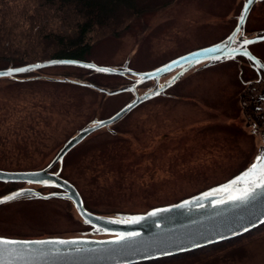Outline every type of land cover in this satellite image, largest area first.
I'll list each match as a JSON object with an SVG mask.
<instances>
[{"label":"rangeland","instance_id":"rangeland-1","mask_svg":"<svg viewBox=\"0 0 264 264\" xmlns=\"http://www.w3.org/2000/svg\"><path fill=\"white\" fill-rule=\"evenodd\" d=\"M243 4L244 0H150L142 20L129 21L125 33L98 38L87 60L113 67L129 62L136 71L157 68L232 33ZM246 30L250 36L264 30V0L252 8ZM251 48L264 58V41ZM243 60L192 69L165 95L144 101L112 124V131L96 130L71 149L61 165L62 176L77 187L86 207L105 216L145 212L222 183L248 167L264 140L243 107L247 82L256 78L254 68ZM40 70L61 80L86 73L72 65ZM90 79L108 89L135 81L134 76L106 73ZM152 83L139 84L140 94ZM74 84L20 85L0 78V125H36L41 133L34 142L12 137L0 145V168H43L79 129L110 117L134 99L131 91L108 95ZM18 185L0 181V196ZM87 226L69 199L25 198L0 205L1 236H80ZM230 248L223 254L235 264H264V229Z\"/></svg>","mask_w":264,"mask_h":264},{"label":"water","instance_id":"water-1","mask_svg":"<svg viewBox=\"0 0 264 264\" xmlns=\"http://www.w3.org/2000/svg\"><path fill=\"white\" fill-rule=\"evenodd\" d=\"M258 1L253 0L252 3H248L244 0L237 25L224 40L191 50L148 71H136L129 66V62L120 67H113L71 58L46 59L0 69V73L12 72L11 75L0 74V78L55 65H72L98 73L135 77L133 84L113 89L85 83L108 95L131 91L135 94L134 99L110 117L95 119L79 129L64 143L46 167L36 170L0 169L2 182H24L59 189L48 193L31 187L19 189L1 196L0 200H4L14 193H22L15 199L5 200L0 205L24 197L69 199L74 203L84 223L91 227L92 235L37 238L0 235V241L16 242L0 243V264H135L225 241L243 235L264 223V186L260 175L264 162L257 159L264 156V143L252 163L228 180L175 203L156 206L138 213H119L114 216L95 213L86 207L81 193L71 181L60 176V172L49 171L57 163L62 164L68 152L92 132L110 127L144 101L165 93L195 67L205 68L242 55L255 70H264V61L249 49V45L264 41V30L251 37H243L249 14ZM241 16L245 17L243 21L240 20ZM245 40L252 43L245 44ZM16 69H24V71L13 72ZM173 72L175 73L172 77L160 85L161 78ZM147 81H154L156 87L140 94L138 85ZM262 134L264 140V129ZM253 165H256V169L251 172ZM245 188L255 189L247 200H229L230 196L238 195ZM38 241L44 243H36Z\"/></svg>","mask_w":264,"mask_h":264},{"label":"trees","instance_id":"trees-1","mask_svg":"<svg viewBox=\"0 0 264 264\" xmlns=\"http://www.w3.org/2000/svg\"><path fill=\"white\" fill-rule=\"evenodd\" d=\"M149 1L0 0V69L54 58L87 60L91 55V47L98 38L125 33L129 21L142 20L150 9ZM83 69L86 73L76 77V80L68 79V76L61 80L44 74L40 69L29 72L30 75L27 76L19 74L3 78L20 85L54 81L63 84L72 82L85 87H90L85 83L99 85L90 79L98 72ZM1 113L0 121L3 122ZM35 126L18 128L0 125V145L10 142L12 137L21 143L34 142L35 137L41 135ZM86 229V234L90 233L91 227L87 226ZM263 229L264 223L225 241L135 264H235L227 255L224 256L225 249L245 243Z\"/></svg>","mask_w":264,"mask_h":264},{"label":"flooded vegetation","instance_id":"flooded-vegetation-1","mask_svg":"<svg viewBox=\"0 0 264 264\" xmlns=\"http://www.w3.org/2000/svg\"><path fill=\"white\" fill-rule=\"evenodd\" d=\"M231 34V33H230ZM229 34V35H230ZM229 35H227L226 37H228ZM226 37L222 38L221 40H224ZM244 38H248V37H251L250 36V33L247 32L246 28H245V34L243 36ZM243 39V38H241ZM219 40V41H221ZM217 41V42H219ZM239 41H242V40H239ZM253 44L249 45V49L251 50L252 53H254L257 57H259L260 59H262L264 61V58L261 57L260 55L256 54L253 49L251 48ZM243 59L247 60L244 56L242 55H239L237 56V58L233 59V60H228L229 61H235V62H242L243 63ZM195 70L197 69H202L200 67H195L194 68ZM191 71V70H190ZM255 73H256V78L253 79V80H250L247 82L248 86H247V89L243 92V96H242V99H243V107L244 109L246 110V113L247 115L250 117V119L257 124L259 130L261 131V134H262V131L264 129V70H260V71H257L255 70ZM176 72V71H175ZM170 73L169 75H166L164 77L161 78V81L163 78H170L172 77V75L175 73ZM180 80V79H179ZM160 81V85L163 84V82ZM135 82V81H134ZM153 83L151 85L148 86V88H150L149 91L153 90L156 86H155V82L152 81ZM154 84V85H153ZM153 85V87H152ZM171 88V87H170ZM169 88V89H170ZM168 89V90H169ZM165 91V93L161 94V95H165L167 92ZM139 92V91H138ZM148 92V91H147ZM140 93V92H139ZM135 95V94H134ZM112 126V125H111ZM110 126V127H111ZM110 127H106L108 130L112 131ZM113 133H116V131ZM263 136V134H262ZM68 140V139H67ZM64 145V144H63ZM62 145V146H63ZM76 147V146H75ZM62 148V147H61ZM59 148V150L61 149ZM58 150V151H59ZM65 159V158H64ZM50 163V162H49ZM48 163V164H49ZM47 164V165H48ZM60 165L59 168H56L57 165ZM46 165V166H47ZM62 164L60 163H57L56 165H54L49 171L50 172H53V173H57V172H60L59 175L62 176ZM44 166V167H46ZM43 167V168H44ZM2 169V168H0ZM4 170H7V169H4ZM63 177V176H62ZM3 183H10V184H14V183H19V185L14 189L12 190L11 192L7 193V194H10L14 191H17L19 189H23V188H35L39 191H42V190H45V189H50L52 191H59V189H56V188H52V187H45V186H42V185H36V184H28V183H24V182H3ZM45 193V192H44ZM5 194V195H7ZM4 196V195H3ZM1 197V196H0ZM20 199H25L24 198H20ZM27 199H30V198H27ZM16 200H19V199H16ZM15 201V200H13ZM11 202V201H10Z\"/></svg>","mask_w":264,"mask_h":264},{"label":"snow or ice","instance_id":"snow-or-ice-1","mask_svg":"<svg viewBox=\"0 0 264 264\" xmlns=\"http://www.w3.org/2000/svg\"><path fill=\"white\" fill-rule=\"evenodd\" d=\"M248 3H252L253 0H247ZM245 19V17L241 16L240 17V20L243 21ZM245 44H249V43H252V41H247L245 40L244 41ZM217 51H219V49H217ZM102 71H107V69H101ZM14 71H24V69H16V70H13ZM0 74H3V75H11L12 72H9V73H0ZM258 160H260L261 162H264V156H261V157H258L257 158ZM256 169V165H253V169L250 170L251 172H254ZM260 175L262 177V186H264V168L261 169L260 171ZM255 189L254 188H245L243 191H241L238 195H232L229 197V200H232V201H236V200H241V201H244V200H247L252 192L254 191ZM22 193H14L12 196H9V197H5L4 200H0V203H3L5 200H11V199H15L17 196L21 195ZM121 239H123V237H121ZM0 243H16L14 241H0ZM36 243H44V242H36ZM60 243H67L66 241H60Z\"/></svg>","mask_w":264,"mask_h":264}]
</instances>
